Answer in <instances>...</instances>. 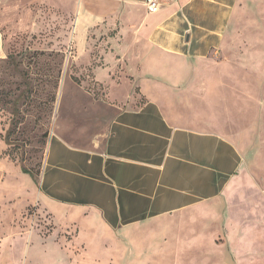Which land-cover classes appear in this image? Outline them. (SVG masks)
<instances>
[{"label":"crops","instance_id":"0c3cea01","mask_svg":"<svg viewBox=\"0 0 264 264\" xmlns=\"http://www.w3.org/2000/svg\"><path fill=\"white\" fill-rule=\"evenodd\" d=\"M33 3L73 21L77 63L114 32L93 69L107 100L70 83L86 103L57 106L35 183L53 236L80 264H264V0Z\"/></svg>","mask_w":264,"mask_h":264},{"label":"rangeland","instance_id":"374dc122","mask_svg":"<svg viewBox=\"0 0 264 264\" xmlns=\"http://www.w3.org/2000/svg\"><path fill=\"white\" fill-rule=\"evenodd\" d=\"M27 2L0 0V51L2 39L7 51L0 58V264H80L71 235L53 236L48 216L38 212L35 183L58 104L78 111L86 103L70 83L107 100L93 69L102 66L101 53L108 51V37L114 32L102 36L91 32L87 50L92 61L77 63L73 21L51 6L27 7ZM35 21L37 29L32 30ZM204 70L211 71L212 66L207 64ZM237 81L236 86H242L243 80ZM201 88L197 82L183 101L192 108L200 106ZM135 92L140 94L138 89ZM151 259L153 264H175L176 254L164 250Z\"/></svg>","mask_w":264,"mask_h":264},{"label":"built area","instance_id":"2783aa9c","mask_svg":"<svg viewBox=\"0 0 264 264\" xmlns=\"http://www.w3.org/2000/svg\"><path fill=\"white\" fill-rule=\"evenodd\" d=\"M148 13H156L159 10V0H145Z\"/></svg>","mask_w":264,"mask_h":264},{"label":"trees","instance_id":"16d2710c","mask_svg":"<svg viewBox=\"0 0 264 264\" xmlns=\"http://www.w3.org/2000/svg\"><path fill=\"white\" fill-rule=\"evenodd\" d=\"M59 76H60V74H59ZM56 85H57V89H58V82H56ZM20 97H22V96H20ZM18 102H15V104L14 105H16ZM23 171V173H25V174H29L30 172L29 171H27L26 169H23L22 170ZM41 171V170H40ZM39 174H40V172H39ZM39 174L37 175V177L39 176ZM49 218V217H48ZM50 219V218H49ZM51 223V222H50ZM52 225V229H53V224H51Z\"/></svg>","mask_w":264,"mask_h":264}]
</instances>
